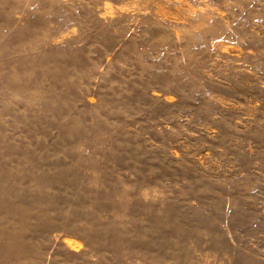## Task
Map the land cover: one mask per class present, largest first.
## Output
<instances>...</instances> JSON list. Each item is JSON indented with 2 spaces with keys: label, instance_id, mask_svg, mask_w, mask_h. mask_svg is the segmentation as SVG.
Instances as JSON below:
<instances>
[{
  "label": "rangeland",
  "instance_id": "obj_1",
  "mask_svg": "<svg viewBox=\"0 0 264 264\" xmlns=\"http://www.w3.org/2000/svg\"><path fill=\"white\" fill-rule=\"evenodd\" d=\"M0 264H264V0H0Z\"/></svg>",
  "mask_w": 264,
  "mask_h": 264
}]
</instances>
